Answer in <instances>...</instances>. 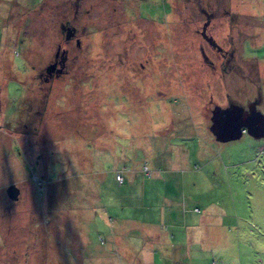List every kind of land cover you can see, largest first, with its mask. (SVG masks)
<instances>
[{"label":"rangeland","instance_id":"1","mask_svg":"<svg viewBox=\"0 0 264 264\" xmlns=\"http://www.w3.org/2000/svg\"><path fill=\"white\" fill-rule=\"evenodd\" d=\"M75 1L0 0V262L264 264V138L209 132L264 117V0H80V49Z\"/></svg>","mask_w":264,"mask_h":264},{"label":"water","instance_id":"2","mask_svg":"<svg viewBox=\"0 0 264 264\" xmlns=\"http://www.w3.org/2000/svg\"><path fill=\"white\" fill-rule=\"evenodd\" d=\"M207 19L201 30V37L213 49L221 51L212 38L206 35L209 17ZM71 36L72 33L67 32L66 39ZM53 67L46 68V73L50 74ZM209 132L217 143H229L239 140L243 134L256 140L262 139L264 138V117L255 109L253 103L249 104L247 109L234 104H230L223 109L215 106L211 111ZM5 192L10 201L16 202L18 200L19 190L14 185H10Z\"/></svg>","mask_w":264,"mask_h":264},{"label":"flooded vegetation","instance_id":"3","mask_svg":"<svg viewBox=\"0 0 264 264\" xmlns=\"http://www.w3.org/2000/svg\"><path fill=\"white\" fill-rule=\"evenodd\" d=\"M79 1L80 0H76L74 3L75 9H74V16H73L72 21L69 22L67 20V21H65V23L60 24V29H61L62 33H64V35H65V37H64L65 45H69L70 43L73 42L76 49H80V47H81V42H80L79 37H78L79 31H78V28L75 26V24L79 18L78 11L81 8L78 5ZM86 13H88V12H86ZM201 13L206 17H209L207 15H210V14H207L205 11H202ZM212 17L213 16L210 15V18H212ZM67 32L72 33V36L69 39H66ZM231 44H232V42H231ZM220 52H222V51H220ZM220 52H218V53H220ZM201 53L203 55L202 51H201ZM226 54H227L226 52L221 54L222 57L225 59L226 65L231 63L233 65V67L231 66V68H233L232 71L234 73L236 72V74L241 73L238 69V65L235 64L234 55H233L234 52H231L229 54L228 58H226ZM203 60H204V63H206V65H212V63H209L207 58H205V59L203 58ZM72 64H73V62H71L70 58L68 57L67 50L60 49V45H59L57 47V50L55 51V54H54L52 60L48 63V65L46 67V68H48L50 66H54L51 73L47 74L45 71V69H46L45 68L44 71L39 73L38 77L44 84L52 83L53 81H58L60 78H63L65 76L69 75V73L71 71ZM140 67L142 69V65H140ZM44 72H45V74H44ZM260 87H258V90L261 89ZM258 93H259V96H258L259 98L257 97L258 100H252V101H249L247 103L248 105L253 103L256 110L259 107L260 103L262 102L260 91H258ZM233 104L237 105L235 103H233ZM242 108L247 109L246 106L242 107ZM19 193H20V191H19ZM18 199H19V197H18ZM8 263H9V261H7L5 264H8ZM0 264H2V263L0 262Z\"/></svg>","mask_w":264,"mask_h":264},{"label":"trees","instance_id":"4","mask_svg":"<svg viewBox=\"0 0 264 264\" xmlns=\"http://www.w3.org/2000/svg\"><path fill=\"white\" fill-rule=\"evenodd\" d=\"M159 264H170V263L168 261L165 262L164 260L160 259V263Z\"/></svg>","mask_w":264,"mask_h":264}]
</instances>
